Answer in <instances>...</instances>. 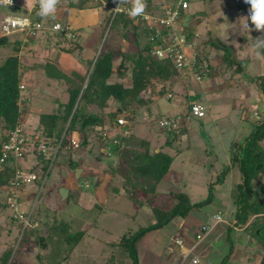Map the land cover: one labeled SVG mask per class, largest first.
<instances>
[{"label": "rangeland", "instance_id": "374dc122", "mask_svg": "<svg viewBox=\"0 0 264 264\" xmlns=\"http://www.w3.org/2000/svg\"><path fill=\"white\" fill-rule=\"evenodd\" d=\"M71 1L74 3L77 2L75 6V12L84 10L80 7L78 0ZM90 1L93 3L103 2H101V0ZM180 1L181 0H164L168 6H176ZM14 4L17 5L16 2H14ZM67 4L68 3H66V0H60V4L57 5V8H61V10L58 11L60 14L65 12L64 10L68 7ZM115 4L116 3L114 0H106L102 3V5L94 7L95 9H92V11L89 12V14L92 16L90 19V24H85L86 26L83 27L90 28V31L92 32L84 46L93 48L96 51V55L102 50L107 49L127 50L129 52L135 51L131 44H128L122 39V33L118 30V26L113 25L112 28H110L111 23H107V19L111 14V7L115 6ZM188 4V9L177 19V23H179L178 27H194L196 29L197 36L194 38V43L198 44V49H205L206 47L208 48V46L210 48V44H207L210 36L213 40H215L214 37L218 38L221 42L229 47L230 54L233 55L238 62H242L244 70L242 74H239L233 72L234 67L227 69L223 65L222 67H219V71H217L216 74L217 77L215 76V79L213 80H210L211 78H205L201 81H197L193 76L189 75L187 77L178 76L175 79H171V82L169 84H164L163 87L162 85L156 84L153 90L155 95L151 96V102L148 107H142L138 109L134 118L136 126L134 127L133 132L136 134L135 137L151 140L154 144L152 149H157L160 145H163L165 141V132L161 131L160 126L158 125V121L160 119L175 114L184 115L187 112L186 106L192 102L200 103L206 107H203L204 110L206 109L204 118H191L190 121L185 122L184 126L187 129L186 135L188 138L185 136V139L178 143L180 138L178 136L179 138L176 140L177 142L174 143V146L179 144L178 147L180 146V154L173 162L171 170L181 173L183 172V180L180 183V187L172 186L173 184L170 183H158L157 190L162 192V197L154 201L155 206L159 205V203H162L163 200L165 201V199L168 198L166 195L167 192H177V190L179 192H187L189 195L188 197L193 204L206 199L209 193V184L214 183L216 181L217 174L224 168V165H229L230 163V139L231 141H242V139H244V137H246L251 132L253 121L256 122L257 120L261 119L262 116L264 117V102L260 97L259 91L256 89L254 84L250 82L251 78L254 76L264 73V61L259 60L254 56L246 55V51L253 43V39L262 36L264 32L252 31L248 33L239 27V25L243 23V19L241 17H244L248 14V5L244 3V0H214L213 2L208 0H188ZM33 5L34 1L32 6H30L31 11L32 9L36 10V8H38V5ZM63 7L66 8L62 9ZM242 7L247 8L245 9ZM13 10L15 9L12 7L0 6V14H2L4 11L13 13ZM15 11L22 12V10ZM86 11L87 10L80 13V16L83 18L85 23L88 22L89 16V14L86 15ZM36 12L37 11H35L32 16H35ZM193 15L197 16V18L193 19ZM5 17H7V19H11V16ZM21 17L23 16H20L19 18ZM54 19L56 18H41L39 21L41 24H43L44 28L39 29L38 35L33 37L36 48L35 52H42V58L37 59H40V62H44L49 58H55L54 56L57 55L59 61L62 64H64L66 61H68V64H72L71 61L73 59L63 55L64 52L61 50V48L71 47L70 43L68 42L69 39L59 43L57 42L58 39H56L54 36L52 37L51 34L50 37L52 38L44 41L45 37L47 36V32L53 33L51 31V26L55 23ZM63 19L66 20L67 18ZM3 22L4 18H0V29ZM75 23H80V21L77 20ZM105 25L106 30L103 33V28ZM209 30L211 34L208 37L206 32ZM1 35L2 34L0 33V36ZM8 36L10 40L21 38L23 42L27 43V45L30 44L27 39L28 37L24 36V34L22 35L19 33H14ZM68 38H71V36L68 35ZM218 41L216 40L215 44L218 43ZM78 52H75L72 55L75 61ZM9 54V48H0V65ZM209 56L213 68H216L218 65H220L221 57L224 56V52L213 47L210 50ZM27 62L33 61L27 60ZM118 63L119 58L115 57V68H117ZM33 74L34 69H30V71H28V69L25 70V68L23 69L24 81L26 82V85L31 88L29 93L20 86L21 93H27L26 97L22 96L21 98L24 99L25 97V100L28 98L27 102H25V105L27 106V109H29L28 111L31 115L26 116L27 124L24 126L27 134L40 135L41 129H39V115L41 113H52L55 110L57 105L56 100H63L65 98V96H61L62 93H64L65 86L62 84L58 88L51 81H46L44 77L41 78L36 76L32 81ZM28 79H30L29 82ZM111 80L123 82L124 85L128 86L130 85L129 72L127 73L126 77H124V79H118L117 72H114ZM47 82H50V87L48 86ZM34 84H37V87H34ZM162 90V96H158L157 92ZM167 93L171 94V99L167 98ZM25 105L23 104L22 108H26ZM94 109L90 110L93 111ZM243 109H247V113ZM24 112L26 111L24 110L23 113ZM114 126L118 131L113 129V131L110 132L116 137L117 134L115 133H119L121 127L123 128L124 125L115 121ZM106 132L107 130L103 131L101 134L103 135V133L105 134ZM87 134L88 138L91 137L88 141V143L91 144H81L80 148L72 151L61 150L58 156H63L66 159L71 158L72 161H74L73 165H77V160L80 159V157L83 159V156L87 161L88 157L91 155L108 159L107 155L109 153L114 154L112 151L114 147L112 148L111 152L107 151L110 146L112 147V145L108 143V139L94 136L96 133ZM156 134H160V137H155ZM74 137L78 142L81 143L82 134H74ZM169 151L170 153L174 154V151ZM232 151H234V149H232ZM46 156L47 155H44L42 158L35 159V171L38 173L46 164L47 170L42 172H45V175L47 173L49 174L48 177L46 175L47 180L45 183H43L38 201L34 207L31 219L32 226L26 228L25 233L32 231L33 217H35L38 213L39 207H42L41 201L43 196L48 191L47 189L50 187L53 181L59 180L56 171L57 164H51V161H49ZM89 158V162L87 161L89 165L98 168V164H95L91 157ZM114 169H117V167H114ZM232 169L235 174L233 179L227 180V178H225L223 182L218 184L213 189L210 204L204 206L201 210L194 211H201L203 213L205 212L208 215V222L210 223L208 226H211V223L214 221L213 211L216 210H220L219 212L221 215H223L227 225H229V223L232 226L234 225V223H231V221H234L233 213L235 208L232 205L229 193L232 186L237 184L239 180L236 176V174H238L237 169L234 167ZM100 170H104L102 171L103 173L107 172L105 178L104 176L100 175L98 177L99 179L96 177V179L94 178L92 181L90 179H84L81 182H78L75 187L77 193L76 195L73 193L71 194L65 214H62V216H60L61 214H56V224L54 226L55 229H52L51 231L49 229V234L53 238L48 239V236H46L43 239L47 246V251L52 250L54 253L52 255L45 256L47 254L46 251L44 252L42 248H40L41 250L39 249L44 261L50 260L47 264H135L133 259L134 256H130V254L127 252V242L123 241L122 243L121 240L125 235L129 236L130 234H134V232H136L139 228L151 225L154 222L151 209L144 205L139 206L138 203L130 199L131 197L128 193V189L123 188L121 185L122 181L119 177H116L115 174H111V172H109L111 169L107 166V164H105L104 169L102 167ZM262 182L264 183V179ZM40 184L41 181H37L36 183L25 186V190L29 193H32L29 195L31 196V198H29L31 199L29 202H31L36 196L37 189L39 188ZM184 185L187 186L188 191L183 190ZM4 188H6V186H0V206H2V204H6L5 209H0V243L2 242L1 245H4L3 242L6 241L11 244L13 257L15 260H17V255L21 256L24 252L26 253V257H28V244L27 242L25 243L24 241H21V243L17 245L19 242L17 241V238H19L18 231H24L25 228L22 229V223L19 218H14V212L8 206L6 200V190H4ZM254 189L255 193L252 195V198H255L256 200L263 199L264 201V191L263 193H260L257 187ZM93 193H98L100 197L94 196ZM83 195L86 196V199L81 201ZM79 197L81 198L78 199ZM73 199L75 200L73 201ZM87 199H92L91 205L87 203ZM167 201H169V205L175 203L172 199H170V197ZM23 208L25 209V207ZM191 213L192 212H190V214L186 217V221L189 222L184 221L182 218L176 217L171 220V222L167 223V234H163L164 237H166V239L169 238L170 235L168 233L172 230L173 226L177 228L188 227V229H190V223L193 221ZM69 215L74 217H72L73 221H70L68 225L66 222L70 219ZM85 221L88 223V225H93V227L89 228L88 235L86 236L88 243H84V240L81 239V244L78 246V249L73 257L75 261L70 263L67 261L68 259H66V257L70 255L73 248V238L70 234H74V236H76L78 233H80V228L85 225ZM202 226L206 225L202 224ZM66 227H68V231L65 230ZM3 228L9 230L8 237L2 238L1 231ZM220 228H223V225H219L217 227L219 230ZM236 228L239 229V227ZM159 229H156V231L158 232ZM192 229L194 230L195 228L192 227ZM198 229V233L202 235L203 232L200 230V228ZM44 231L46 234H48L47 230ZM160 234L161 232L156 234L155 238ZM190 234L191 232L187 230L186 235ZM223 235H225V233H223ZM212 236H214V233L206 238L205 241L195 251L193 250L192 256L191 254L188 255L189 257L191 256V258L188 257L184 262H182V257H180V264H185L187 260L189 262L193 257H195L194 255H198L200 252L201 254H199L196 258L197 264L200 262L204 263L206 260L207 264H220L222 255L224 256L228 250V245H222L224 247L223 251H220L217 248V250L213 253L211 251L206 252L205 248L208 246ZM26 237H29V234H26ZM146 237V235L141 236L139 238V243L135 245L139 264L178 263L179 257L175 253H170V261L165 262L159 258L161 257L160 255L158 257L156 255H152L148 250L146 251L143 247L145 246V243L147 244L149 242ZM99 238L103 241L102 254H100L98 247L94 246L95 244H98V241L94 239L99 240ZM150 238L151 235L149 236V239ZM30 240L32 242L34 241L31 238ZM171 241L172 240H169V244ZM120 242L122 244H120ZM1 245L0 250L5 248ZM255 245L259 247L257 253L260 255V245L256 243L251 247V249H249L252 254L242 257L241 253H239V256H237L236 253L233 256L235 262L232 261L231 263L249 264L252 262L251 264H253L255 262L258 264L260 260L256 258V254L253 252L255 250ZM34 246L39 247L37 241L34 242L33 247ZM81 246L86 247V249L83 250V247ZM184 246L185 245L182 246L183 251H188L194 248V246L193 248H189L188 246L186 248L185 246L184 250ZM168 253L169 250L165 248L163 256L167 255ZM210 254L212 255V258L208 259ZM48 257L50 258L47 259ZM247 257L251 259L249 263L246 261Z\"/></svg>", "mask_w": 264, "mask_h": 264}, {"label": "trees", "instance_id": "16d2710c", "mask_svg": "<svg viewBox=\"0 0 264 264\" xmlns=\"http://www.w3.org/2000/svg\"><path fill=\"white\" fill-rule=\"evenodd\" d=\"M87 1L83 0L82 2L86 3ZM184 1L188 2V0ZM208 1L213 2L214 0ZM70 3L73 6L77 4L71 0ZM146 4L145 14L156 13L158 6L153 4L151 0H146ZM100 5L101 3L97 2L90 8ZM80 7L84 8L85 6L80 4ZM124 7L130 8L131 5H124ZM242 8L246 9L247 7ZM37 10H34V12ZM33 17H36L35 20H41V17L37 14ZM34 18L32 19L34 20ZM141 19V16L131 18L127 13H120L115 16L110 14L107 19V23H111L110 28L113 25L118 26V30L122 33V39L131 44L132 48L135 49L134 52L107 49L102 50L94 57L95 51L81 73L75 69L63 68L57 59L47 60L45 64L38 66L48 79L65 86L64 93L60 94L65 98L56 100L55 110L52 113H41L39 115L40 135L27 134L25 127L20 122L26 108H22L25 102L21 98L20 86L25 81L19 53L22 47L27 46V43L23 42L21 38L10 40L8 35L0 36V48L7 47L10 50V54L0 65V157L3 152V143L8 141L10 133L17 126L19 127V134L24 140L22 147L26 157L31 156L37 144L42 141L55 146L62 138L61 143L65 145L69 143L74 134H82L81 144L86 145L88 142L87 133H96V137L108 139V143L112 145L108 148V152H111L114 147L112 150L114 154L109 153L107 155L109 160L104 158L107 166L111 169L109 172L121 179V185L124 189H128L131 200L138 203L139 206L144 205L151 209L154 219L151 225L141 227L129 236L125 235L121 240L122 243L123 241L127 242V252L130 256H134L135 264H138L135 245L140 241L141 236L167 225L176 217L185 219L191 211L201 210L204 206L209 205L213 189L224 181L230 169L234 167L240 174V183L234 184L229 193L232 205L235 208L233 213L235 222L233 226L226 228L228 250L222 257L220 264H230V256L234 250V238L229 233H231L233 227H245L244 230L248 236L260 245L261 254L258 264H264V201L263 199L256 200L252 198L255 187L258 188L260 193L264 191V183L262 182L264 179L263 116L256 122L253 121L251 132L242 141H231L230 163L224 165V168L217 174L216 181L209 184V193L206 199L193 204L186 193L169 192L166 194L168 198L165 201L163 200L164 202L154 205V201L162 197L157 192L158 183L161 182L176 157L180 154L179 144L174 146V143L177 142L176 140L179 137L178 143L185 139L187 132L184 126L185 122L190 121L191 118L200 119V117L190 116L191 106L195 102L186 106L187 112L184 115L163 117L168 120L179 117V124L177 125L179 128L160 127V130L165 132V141L161 147L174 151V154L170 151L154 152L150 149L149 141L134 137L131 134L132 126L129 122L133 121L138 109L147 107L150 104L151 96L155 95L153 90L156 84L163 87L164 84H169L171 79L181 76L169 59L157 60L152 57V50L155 46L161 44V40L154 38V33L148 29ZM61 25L62 31L47 32L45 41L53 36L58 39L57 42L59 43L69 39L68 42L71 47L61 48V50L64 54H70L80 48L78 44L79 36L68 38L70 32L67 24L62 22ZM105 30L106 25L103 28V33ZM19 34L25 36V33ZM51 34L52 37H50ZM187 38L191 40L192 36H187ZM27 39L29 43L34 42L33 37ZM214 39L211 36L209 37L207 44H210V48L208 46L205 49H198L197 65L198 71L203 72V79L215 77L219 67L223 65L227 69L234 67L233 72L242 74L244 70L242 62H238L230 54L229 47L226 44L216 37ZM216 40L219 41L215 44ZM213 47L224 52L220 65L216 68H213L209 56ZM115 57L119 58L117 68L114 64ZM203 65H205V68L200 69L199 66ZM114 72H117L118 79H124L129 72L130 85L126 86L123 82L111 80ZM250 82L259 91L264 102V73L254 76ZM162 94L163 90L157 92L158 96H162ZM167 98L169 99V97ZM90 106H95L96 112L88 110ZM243 110L247 113V109ZM204 116L201 118H204ZM119 119L124 120L126 124L123 128L121 127L119 133H115L117 138H114V134L112 135L111 132L113 129L117 130L114 122ZM127 124L130 125V128L127 127ZM106 130L107 132L104 135H97ZM109 134L113 137L108 136ZM11 158H13L12 155L8 154L5 161L0 165V186L7 185L13 177L14 170ZM114 167H117V169H114ZM46 168L45 164L41 172L47 170ZM41 176H43L42 173L39 174V177ZM169 197L175 202L174 204L169 205V201H167ZM3 206L6 207V204ZM65 230L68 231L67 228ZM198 234L196 233V236ZM24 235H26L25 231L22 238H24ZM70 235L73 238L72 246H74L79 241L81 233L76 236L74 234ZM121 242L120 244H122ZM11 253L12 250L4 251L0 257V264H17L16 262H10ZM185 264L193 263L191 260L189 262L187 260Z\"/></svg>", "mask_w": 264, "mask_h": 264}, {"label": "crops", "instance_id": "0c3cea01", "mask_svg": "<svg viewBox=\"0 0 264 264\" xmlns=\"http://www.w3.org/2000/svg\"><path fill=\"white\" fill-rule=\"evenodd\" d=\"M33 1L34 0H14V2L17 3V5L14 4V6L12 8H14L15 10H22V12H18V11L13 10L14 11L13 13H8L7 11H4L2 14H0V18H4V19L7 18L5 16H11V18H19L20 16H23V17H28L29 16V17L34 18L32 16L33 13H31V8H30V6H32V4H33ZM82 1L83 0L79 1V3L82 4L83 6H85L83 8L84 9L83 11L87 10L85 12L86 15L89 14V12L92 11V9H95L94 7L90 8V6H93L94 5V3L91 2L90 0H88L86 3H83ZM151 1H152L153 4H155L156 6H158L157 11H156V13H158V14H160L162 12V8L164 6H168L164 2V0H157V1L156 0H151ZM66 3H68L67 4L68 7L67 8L66 7H63L62 8V9H65L66 8L64 10L65 11L64 13L60 14L58 11H60L61 8H57V11L55 13V18L57 20L54 19V22H57V23H60V24L62 22H65L67 24L68 31L70 32L71 38H76L77 36H79L78 44H79L80 48H78L77 50H75L74 52H72L70 54H63L65 56H68V57H70V58L73 59L71 61L72 64H68L67 63L68 61H66V62H64V64H62L59 61L57 55L54 56L55 58H49L47 60L57 59L58 62H59V64L63 68L75 69L79 73H81L83 71V69H85V65H86L87 61L92 58L93 52H95V50L93 48H90V47L88 48V46H84V44L86 43L87 39L91 36L92 32L90 31V28H83V27L86 26L85 24H88V23L90 24V19L92 18V16H91V14H89V16H88V22L85 23L84 20H83V18L80 16L81 15L80 13H82L83 11L82 10H79V12H75L76 11V8H75V6L71 5L70 0H66ZM75 3H77V2H75ZM102 3H101V5H102ZM4 7H6V6H4ZM75 13H76V19H75ZM184 13L185 12H182L181 13V16ZM192 17H193V19H196L197 18V16H195V15H193ZM63 18H67V19L65 20ZM34 19H36V17ZM59 20H63V21H59ZM77 20H79L80 23H75ZM68 25H70V26H68ZM178 25H179V23H176V26H175L176 29L175 30L178 31L180 34H183L186 37L187 36H192L193 37V34H196V29L194 27H192V28H190V27H178ZM0 33L2 34L1 29H0ZM210 34H211L210 30L206 32V35H208V37H209ZM44 41H45V39H44ZM34 43L35 42H30V44L27 45L26 47H22V49H21V51L19 53V59H20V62H21L22 70L24 68H25V70L28 69V71H30V69H34V74L32 76V81H33V79L36 76L37 77H41V78L44 77V79L46 81H51L54 85H56L59 88L62 84L61 83H56L55 81H52V80L48 79L46 76H44L43 71L38 67V66H40L42 64H45V62L47 60H45L44 62H42V61L40 62V59L42 58V56H41V53L42 52H35V49L36 48H35V44ZM75 52H78L77 57H76V61L72 57V55ZM95 55L96 54H94V57H96ZM37 58H40V59H37ZM27 60L28 61H33V62H27ZM181 77H182V75H181ZM184 77H186V76H184ZM23 78H24V75H23ZM213 79H215V77L211 78L210 80H213ZM29 80L30 79H28V82H29ZM32 81H31V84H32ZM24 84L25 83L23 82V85H21V87L23 89L27 90V92L30 93L31 88L28 87L26 84L25 85ZM49 85H50V82L48 83V86ZM33 86L34 87H37V84H34ZM206 89H208V88H206ZM168 95H169L168 97L171 99V96H170L171 94H168ZM21 96H25L26 97L27 96V93H21ZM25 97H24V102H27V99L28 98L25 100ZM197 104H200V103H197ZM200 105L203 106L204 108H206L204 105H202V104H200ZM25 107H26V109H25L26 112H24L22 114V119L20 120V122H21V124L23 126L24 125L26 126V124H27V122H26V116H28V115L31 116L29 114V111H28L29 109H27V106L26 105H25ZM92 107L95 108V106H90L88 108V110L94 109ZM96 110L97 109L95 108L93 110V112H96ZM90 111H92V110H90ZM175 115H178V114H175ZM172 116H174V115H172ZM134 118H135V116H134ZM134 118H133V121H130L129 123L132 126V128H131V134L135 137L136 134H134V132H133L134 131V127L136 126L135 125V119ZM129 126L130 125L127 124V127L128 128H130ZM159 135L160 134H156L155 137L158 138V137H160ZM185 136H187V135H185ZM90 138H88L87 141H89ZM187 138H188V136H187ZM141 139H143V138H141ZM146 140L149 141V143H150V149L152 151H154V152H158V151L168 152L169 151L167 148H162L161 147L162 145H160L157 149L156 148L152 149V147L154 146L153 142L151 140H149V139H146ZM89 144H91V143H88L87 142V145H89ZM80 145H81V143H80ZM229 145L231 146V139H230V144ZM89 157H91L93 159V161L95 162V164H98V168H95V166H92V165L90 166L89 165V163H88L89 162V159H90ZM89 157H88V160H87L88 162L86 161V159L84 158V156H83V159H82V157H80V159L77 160V165H73V162L74 161H72L71 158L70 159L69 158L66 159L63 156L57 158V160L55 161V163L57 164V170L56 171H57L59 180L53 181V183L47 189L48 191L43 196L42 201H41V206L42 207H39L38 213L36 214L35 217H33V221H32L33 229H32L31 232H27L26 233V234H29V237H26V235H24V238H22L20 240H19V238H17V241H19L17 245H19V243H21V241L22 242L24 241L25 243L27 242V244H28V250H27L28 257H26V253L24 252L23 255H21V256L20 255H17V260H15L14 257H13V250H12V253H11V258L12 259L10 258V262L11 261L12 262H16L17 264H47L50 261V260H48V261L45 260L44 261L42 255H41V251H39V249L42 248L44 252L46 251L47 254L45 256L52 255L54 253V251H52V250L47 251L48 249H47V246L44 243V240L43 239L46 236H48V239L53 238L49 234V229H50V231L52 229H55L54 228V225L56 224V220H55L56 214H61L60 216H62V214H65V212H66L65 210H66V207H67V205L69 203V200H70L69 198L71 197V194L73 193V194L76 195V193H77L75 187L78 184V182H81L84 179L85 180L90 179L92 181V179H94V178L96 179V177L98 178L100 175L104 176V178H105V175L107 173V172L103 173L102 171H104V170H100L102 167L104 169L105 164H107L106 163V160L104 158L97 157V156H94V155H91ZM18 166H20L23 169L26 168V169H32L33 171H35V168H34L35 167V158H33V157H25V159H22L20 162H18ZM73 168L74 169L79 168V171L77 172L76 177H74V175L70 172V170L73 169ZM38 173L41 174V171H39ZM36 174H37V172H36ZM48 174H47V177H48ZM234 175H235L234 174V171L231 168L225 178H227V180H232ZM236 176L238 177V180H239L238 182H240V174H239V172H238V174H236ZM46 180H47V178H46ZM182 180H183V172L181 173V172L173 171V170H171V167H170L169 171L162 178L161 182H163L165 184L170 183V184H173L172 186L180 187V183L182 182ZM109 181H110V179H109ZM109 181H108V183H109ZM108 183H107V185H108ZM62 185H65V187L69 190V192H68V194H67L66 197H62V199H61V197H59V195L55 192V189L58 186H62ZM183 190H187L188 191L186 185L183 186ZM62 192L65 193L64 191H62ZM157 192L160 193V194L162 193L159 190H157ZM177 192H179V191L177 190ZM26 193H27V196H29V195L32 194V193H29L27 191H26ZM185 193L187 194V192H185ZM96 194L93 193L94 196H97V197L99 196L100 197V195L98 193H96ZM187 196H189V195L187 194ZM29 198H31V196H29L28 199H27V201L24 203L25 204V208H26L27 204L29 203V201L31 200ZM80 198L81 197H79L78 199H80ZM60 199L62 201H60ZM85 199H86V196L83 195L81 201H84ZM74 200L75 199H73V201ZM87 203L91 205L92 199H87ZM2 208L5 209V206H3V204H2V206H0V209H2ZM219 211L220 210L213 211V217L217 213H220ZM191 212H192L191 213V215H192L191 217H192L193 221H192V223H190V227H189L190 229H188V227H185V228L178 227L177 228V227L173 226L171 231L168 230V231H170L168 233L170 235L168 239H166V237H164V235H163V234H167V226L168 225L167 226L165 225L162 228H160L158 230V232L156 230L155 231L154 230L153 231H150V232H148V233L145 234L147 236L146 237L147 240H149V242L147 244L145 243V246H143L145 248V250L146 251L148 250L152 255H156L158 257L160 255L161 257H159V258L161 260H164L165 262L170 261V258H169L170 253L171 254H174L175 253L179 257L178 258L179 260H178V263L177 264H180V257H181V254L180 253L183 251V249L179 248L178 246H176L174 244V239L176 237L178 239H180V240L183 241V245H185L186 248H187V246L189 248H192L193 246L196 245L194 247V251H195L205 241L206 238H208L210 235H212L214 233V236H212V239L210 240L208 246L205 248V251L206 252L211 251L213 253L214 251L217 250V248L220 251H223L224 247L222 245H224V244H226V246L228 245L227 244V241H226V228L228 226H230L231 224L230 223H229V225L224 224V223L214 224V221H215L214 220L211 223V226H212L211 231L200 242H197L196 233L199 232L198 228H200L202 226V224H204V225L210 224L208 222V218L209 217H208V215L205 212L204 213L201 212V211L200 212L191 211ZM72 217H74V216H72V215L70 216L69 215V218L70 219L67 220L66 224L69 225V222L70 221H73L72 220ZM221 217H222V219L224 221H226L224 219L223 215H221ZM186 219L187 218H185L184 221H186ZM186 222H189V221H186ZM234 222L235 221H231V223H234ZM84 223H85V225H84L85 227L83 226L82 228H80L81 237H80L79 241L74 246H72L73 248L71 250L70 255L67 256L68 258L66 257V259H68L67 261L70 262V263H73L75 261L73 257H74L75 252L78 249V246H80V244H81L80 243L81 239L84 240V243H88L87 240H86L87 239L86 236L88 235L89 228L93 227V225H88V223L86 221ZM2 225H3V223H2ZM219 225H223V228H220V230L217 229V227ZM192 227L195 228V229L193 230ZM66 228L68 230V227H66ZM244 228L245 227H242V228L237 229V228L233 227V230L231 231V233H229L234 238V250H233L232 255L230 256V264H232L231 263L232 261L235 262V259L233 258V256L236 253H237V256H239V253H241L242 254L241 255L242 257L249 256L250 254H252L249 249H251V247L254 244H256V241L252 237L248 236V234L244 230ZM69 229H70V227H69ZM44 230H47L49 235L46 234ZM187 230L189 232H191L190 235H186ZM8 231L9 230H7L6 228H3L2 229V231H1L2 238L9 236V232ZM163 231H165V232H163ZM159 232H161V234L158 235V237L155 238L156 234H159ZM223 233H225V235H223ZM19 234H21V230L18 231V237H19ZM150 235H151V238L149 239V236ZM166 236H168V235H166ZM30 238L33 239L34 241L32 242L30 240ZM94 240L98 241V244H95L94 246H97L98 249H99V251H100V254H102V252H103V250H102V248H103V241H102V239L99 238V240H97V239H94ZM169 240H172L170 244H169ZM35 241H37V243L39 244V247L38 246L37 247H35V246L33 247V244H34ZM1 243H0V245H1ZM3 244L4 245H1V246H4L6 249L3 248V249L0 250V257H1V255H2V253L4 251L11 250L12 249L11 244H9L8 242L4 241ZM185 246H184V250H185ZM81 247H83V246H81ZM165 248L169 250V253L167 255L163 256V253L165 252ZM85 249H86V247H83V250H85ZM258 249H259V247H257L255 245V250L253 252L256 254V258L258 260H260V255L257 253V250ZM199 254H201V252L198 253V255ZM222 254H223V252H222ZM198 255H194L195 258H197ZM222 257H223V255H222ZM49 258L50 257H48L47 259H49ZM189 258H191V256ZM210 258H212V255L211 254L208 257V259H210ZM246 261L249 263L251 261V259L249 257H247ZM137 262H138V259H137ZM251 263H249V264H251ZM52 264H55V263H52ZM200 264H207V260L204 263L203 262H200ZM253 264H257V263L254 262Z\"/></svg>", "mask_w": 264, "mask_h": 264}, {"label": "built area", "instance_id": "2783aa9c", "mask_svg": "<svg viewBox=\"0 0 264 264\" xmlns=\"http://www.w3.org/2000/svg\"><path fill=\"white\" fill-rule=\"evenodd\" d=\"M0 6L7 7L8 5L0 4ZM10 6H14V0H12V4ZM188 6L189 4L187 1L181 0L176 6H164L160 14H144L141 16V20L146 24L148 29L154 33V38H158L161 40V44L155 46L152 50V57L157 60L169 59L170 61H172L175 68L182 76L191 75L197 81H201L203 79V72L198 71V44L194 43V38L197 36V34H193L192 39L188 40L185 35L180 34L178 31L175 30L177 19L181 16L182 12H185L188 9ZM116 7L117 4L112 7V16H115L116 14L120 13H127L129 9V7L126 8L123 6L121 10L117 12L115 10ZM34 10L35 9H32V11ZM41 28H44L43 24H41L35 19H31L29 16L21 18L4 19V22L1 24L2 35L5 36L14 33H25V36L35 37L36 35H38V30ZM51 31L53 33L62 31V26L59 23L55 22L51 26ZM199 68L204 69L205 65L199 66ZM190 112V116L192 117L201 118L205 115V110L203 106L197 103L192 104ZM117 123H120L122 125L126 124L125 121L122 119L117 120ZM178 124L179 117L173 118L171 120L163 118L159 121V126L161 128H177ZM97 135L101 136L102 134L98 133ZM108 136H111V134H109ZM114 138H117V136H114ZM23 142L24 140L20 136L19 127L17 126L15 127L14 131L10 133L8 141L3 143V152L2 156L0 157V165L5 161L8 154L12 155L13 158H11V162L13 165L14 173L9 183L5 185L6 188H4V190H6V199L8 206L14 212V218L17 217L21 220L22 229L25 228V231L26 228L32 226L31 219L34 207L38 201L39 194L42 190L43 183H45L46 181V175L48 173L45 175V172H41L43 176L39 177V174H36V172L32 169H23L18 166V162L22 159H25L24 157H26L23 153ZM61 142L62 138L57 145L51 146L48 145L47 142L42 141L37 144L35 151L31 153V156L28 157H33L36 159L42 158L44 155H47L46 157L49 159V161H51V164H54L57 158L59 157L58 155L61 150L72 151L80 148V142H78L74 137H72L69 140V143L65 145H62ZM108 150L109 149H107V151ZM37 181H41V184L37 189L36 196L31 202L27 204L26 208L24 209V203L29 197L27 196L25 186L32 183H36ZM217 214L221 216L220 213ZM217 223L227 224V222H225L223 219L219 222L215 220L214 224ZM211 229L212 226H201L200 230L203 232V234L201 235L199 233L197 235V242H200L204 238V236H206L211 231ZM24 231L21 230V234H19V240L22 238ZM174 244L182 249V240L175 238ZM193 250L194 248L188 251H182L180 253L182 257V262H184L189 257L188 255L192 254ZM191 261L193 264H197V259L195 257H193Z\"/></svg>", "mask_w": 264, "mask_h": 264}, {"label": "clouds", "instance_id": "9594fccd", "mask_svg": "<svg viewBox=\"0 0 264 264\" xmlns=\"http://www.w3.org/2000/svg\"><path fill=\"white\" fill-rule=\"evenodd\" d=\"M114 2L117 4L115 8L117 12H119L124 5L130 4L131 7L128 9L127 14L131 18L144 15L147 8L146 0H114ZM59 3L60 0H34L33 6L38 5V10L36 12L37 16L48 19L55 18L57 5ZM244 3L248 5V14L241 17L243 23L239 25V27L248 33L252 31L264 32V0H244ZM0 4L10 6L12 0H0ZM31 13H34V11H31ZM30 18L32 19V17ZM246 55H251L264 61V35L253 39V43L247 49ZM213 219L218 222L222 221V217L219 214L213 217Z\"/></svg>", "mask_w": 264, "mask_h": 264}, {"label": "water", "instance_id": "95a60500", "mask_svg": "<svg viewBox=\"0 0 264 264\" xmlns=\"http://www.w3.org/2000/svg\"><path fill=\"white\" fill-rule=\"evenodd\" d=\"M79 171V168H77V169H71L70 170V172L74 175V177H76V174H77V172ZM63 178V177H62ZM62 191H64L65 193H63ZM55 192L59 195V197H61V199H62V197H66L67 196V194H68V192H69V190L65 187V185H62V186H58L56 189H55ZM60 199V201H62Z\"/></svg>", "mask_w": 264, "mask_h": 264}]
</instances>
